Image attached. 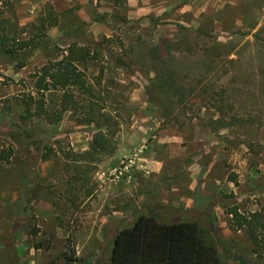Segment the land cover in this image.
Returning <instances> with one entry per match:
<instances>
[{
	"label": "rangeland",
	"instance_id": "obj_1",
	"mask_svg": "<svg viewBox=\"0 0 264 264\" xmlns=\"http://www.w3.org/2000/svg\"><path fill=\"white\" fill-rule=\"evenodd\" d=\"M71 44L94 51L95 96L48 123L36 72ZM0 157V264H65L72 245L101 264L142 214L264 264V228L254 244L227 214L264 223V0H0Z\"/></svg>",
	"mask_w": 264,
	"mask_h": 264
},
{
	"label": "trees",
	"instance_id": "obj_2",
	"mask_svg": "<svg viewBox=\"0 0 264 264\" xmlns=\"http://www.w3.org/2000/svg\"><path fill=\"white\" fill-rule=\"evenodd\" d=\"M51 26H55V23ZM39 45L36 43L33 48ZM63 52L66 53L61 59L52 63L50 75L45 74L44 70L36 72L41 74L36 75L34 87L35 93L39 95V99L35 100V111L37 117L48 123L61 120L62 112L77 109L76 95L80 89L89 94L90 99L95 96L93 89L82 79L84 70L93 60L94 51L89 47L71 44ZM52 93L61 94L57 113L47 109L45 96ZM18 133L23 134V131ZM227 214L231 217L232 226L237 230H246L252 243L258 244L260 237L257 231L264 228L262 214L241 213L237 207H231ZM63 260L65 264H89L76 256L73 245L68 253L63 254ZM101 264H221V261L217 247L207 239L197 222H164L153 214H142L131 226L116 232L109 259Z\"/></svg>",
	"mask_w": 264,
	"mask_h": 264
},
{
	"label": "crops",
	"instance_id": "obj_3",
	"mask_svg": "<svg viewBox=\"0 0 264 264\" xmlns=\"http://www.w3.org/2000/svg\"><path fill=\"white\" fill-rule=\"evenodd\" d=\"M81 3H84V2H80V4ZM70 8V7H69ZM81 19L83 20V21H85V22H87V20L86 19H83V17H81ZM92 28H97L95 25L92 27ZM69 46V45H68ZM67 46V47H68ZM199 134H200V131H196V136H199ZM215 161H216V159H215ZM215 161H213V162H215ZM212 164H214V163H212ZM212 164H210L209 165V167H208V169H207V171H206V173H209L210 172V170L212 169ZM211 181L213 182V184L214 183H216V182H218V180H217V178H212L211 179ZM189 188H192V187H189ZM192 190V189H191ZM170 192L172 193V194H176V189L175 188H171L170 189ZM182 204L186 207V208H195V207H193V206H190V204L188 203V201H187V198H185V197H182ZM190 200V199H189ZM191 201V200H190Z\"/></svg>",
	"mask_w": 264,
	"mask_h": 264
}]
</instances>
